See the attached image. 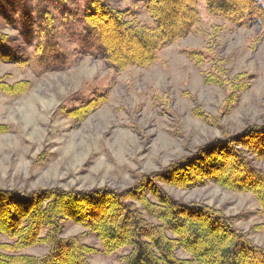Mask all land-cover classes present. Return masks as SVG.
Returning <instances> with one entry per match:
<instances>
[{
  "label": "rangeland",
  "instance_id": "obj_1",
  "mask_svg": "<svg viewBox=\"0 0 264 264\" xmlns=\"http://www.w3.org/2000/svg\"><path fill=\"white\" fill-rule=\"evenodd\" d=\"M111 1L136 12L137 20L153 24L141 1ZM85 2L67 0V15L57 13L52 21L58 44L45 48L41 57L36 45L43 44L42 34L36 33L38 38L32 44L26 42L30 45L26 47L17 39V18H12L16 14L9 11L11 21L0 17V32L15 37L14 47L27 59L22 65L0 62V79L28 82L23 94L0 91V188L124 190L138 175L159 171L224 132L237 134L248 124L263 121L264 28L258 18L249 16L246 25L238 24L211 15L201 2L197 32L162 49L149 66L116 71L99 53L82 48L67 34L78 29L76 15ZM40 23L37 19L36 25ZM210 47L227 59L224 68L230 78L244 76L239 80L244 85L229 103L231 87L205 82L206 73L217 72L213 63L208 60L198 66L185 52ZM52 65L62 68L52 69ZM100 96L104 100L98 107L83 117L75 116L78 108ZM196 112L211 116L215 124ZM165 188L181 201L206 203L233 216L236 227L264 247V217L252 193L213 183L193 189ZM62 223L64 236L81 234L96 248L90 256L93 264H119L128 250L107 253L85 227L70 219ZM4 241L7 237L0 236V242ZM47 250L48 246L37 245L20 252L43 255ZM179 254L188 257L182 251Z\"/></svg>",
  "mask_w": 264,
  "mask_h": 264
},
{
  "label": "trees",
  "instance_id": "obj_2",
  "mask_svg": "<svg viewBox=\"0 0 264 264\" xmlns=\"http://www.w3.org/2000/svg\"><path fill=\"white\" fill-rule=\"evenodd\" d=\"M138 1L143 3L153 24L137 20L136 12L122 9L111 0H86L76 15L78 29H69L67 34L82 48L99 53L108 67L121 71L153 64L162 49L197 32L202 20L201 2L211 15L243 25L252 16L264 28V0ZM4 2L0 0V17L11 21L9 11L16 14L12 18H17V39L26 47L30 46L26 42L32 44L38 38L36 33L42 34L43 44L36 45L37 52L41 48L38 57L45 48L58 44L52 21L57 13L67 15V0ZM37 19L41 20L40 26L36 25ZM215 38L214 31L213 41ZM17 39L0 32V62H27L14 47ZM185 52L198 66L208 60L213 63L217 72L206 73L205 82L231 87L227 95V102H231L236 90L244 85L239 83L244 76L230 78L224 68L227 59L220 57L214 47ZM26 84L0 79V91L23 94ZM103 98H95L86 107L73 111L75 116H85ZM196 114L215 124L206 113ZM259 162H264V119L248 124L237 134L224 132L222 137L199 145L191 154L159 171L138 175L135 183L124 190L107 186L88 190L52 187L28 192L0 188V236L7 237V241L0 242V264H93L90 256L96 248L87 244L81 234L64 236V219L96 235L107 253L128 249L120 256L119 264H264V247L237 228L233 216L206 203L181 201L165 188L193 189L213 183L252 193L259 203L258 212L264 217V166H259ZM37 245L48 246L47 252H20Z\"/></svg>",
  "mask_w": 264,
  "mask_h": 264
}]
</instances>
